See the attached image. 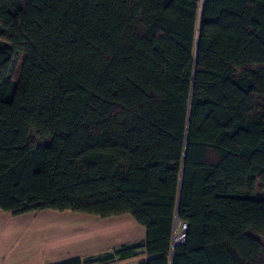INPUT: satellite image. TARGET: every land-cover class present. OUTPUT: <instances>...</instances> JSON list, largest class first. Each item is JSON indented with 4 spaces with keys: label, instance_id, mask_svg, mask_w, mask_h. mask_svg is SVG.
<instances>
[{
    "label": "trees",
    "instance_id": "obj_1",
    "mask_svg": "<svg viewBox=\"0 0 264 264\" xmlns=\"http://www.w3.org/2000/svg\"><path fill=\"white\" fill-rule=\"evenodd\" d=\"M0 210L129 215L145 239L111 257L144 264H264V0H0Z\"/></svg>",
    "mask_w": 264,
    "mask_h": 264
},
{
    "label": "crops",
    "instance_id": "obj_2",
    "mask_svg": "<svg viewBox=\"0 0 264 264\" xmlns=\"http://www.w3.org/2000/svg\"><path fill=\"white\" fill-rule=\"evenodd\" d=\"M129 217L53 210L12 216L0 210V264H144L143 250L133 258L111 257L145 239L144 228Z\"/></svg>",
    "mask_w": 264,
    "mask_h": 264
},
{
    "label": "built area",
    "instance_id": "obj_3",
    "mask_svg": "<svg viewBox=\"0 0 264 264\" xmlns=\"http://www.w3.org/2000/svg\"><path fill=\"white\" fill-rule=\"evenodd\" d=\"M185 231H186V225L185 224H180V233H179L178 237L174 239L175 243H179L180 244V243L184 242V240H185Z\"/></svg>",
    "mask_w": 264,
    "mask_h": 264
},
{
    "label": "rangeland",
    "instance_id": "obj_4",
    "mask_svg": "<svg viewBox=\"0 0 264 264\" xmlns=\"http://www.w3.org/2000/svg\"><path fill=\"white\" fill-rule=\"evenodd\" d=\"M30 139H31L32 141H36V132H35V131H33L32 134L30 135ZM129 218L132 219V217H129ZM179 233H180V224H177V223H176V224H175V228H174V239L178 237ZM174 241H175V240H174ZM132 258H133V257H132Z\"/></svg>",
    "mask_w": 264,
    "mask_h": 264
}]
</instances>
